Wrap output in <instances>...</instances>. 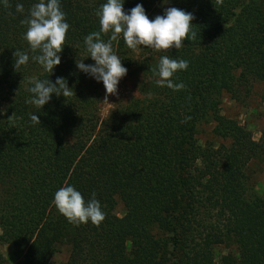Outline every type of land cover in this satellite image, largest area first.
<instances>
[{"label":"trees","instance_id":"obj_1","mask_svg":"<svg viewBox=\"0 0 264 264\" xmlns=\"http://www.w3.org/2000/svg\"><path fill=\"white\" fill-rule=\"evenodd\" d=\"M8 2L0 0V247H12L11 264H50L60 252L57 264H264V140L220 109L224 98L264 102V0H121L126 14L141 4L150 20L167 7L192 13L197 35L156 51L128 48L121 33L112 47L131 91L103 118V82L76 61L95 63L84 38L100 31L107 0H59L70 27L52 73L32 59L39 52L21 23L39 0ZM16 50L29 55L17 71ZM163 56L189 62L171 78L183 90L157 85ZM57 77L72 96L26 102L33 78ZM67 185L86 203L96 194L99 226L58 211L54 195Z\"/></svg>","mask_w":264,"mask_h":264},{"label":"clouds","instance_id":"obj_2","mask_svg":"<svg viewBox=\"0 0 264 264\" xmlns=\"http://www.w3.org/2000/svg\"><path fill=\"white\" fill-rule=\"evenodd\" d=\"M217 3L222 4L223 0H217ZM123 4L121 0H107L100 6L97 11L100 31L92 32L84 38L88 57H91L95 63L86 65L83 59L76 61V66L81 72L97 82H103L106 103L109 95H118L119 81L128 71L122 66L121 59L114 53L112 47V42L116 41L121 33L128 48L136 50L138 46H144L156 51L169 50L173 47L178 50L184 45L185 39H195L197 35L192 30L194 19L192 13L176 7H167L163 15H157L154 20H150L141 4L130 9V14L125 13ZM4 6L11 7L8 0H4ZM23 11V4L17 3L16 12L23 13ZM21 23L28 26L24 39L30 45L31 51L39 52L32 59L45 71L52 73L54 67L61 63L59 54L63 50L66 33L70 27L65 22V13L61 10L59 0H39L31 7L28 17ZM102 33H111L107 42L102 39ZM13 56L16 71L29 61V55L25 52L16 50ZM188 66L189 62L186 60L163 56L152 72L159 77L156 81L158 86H167L173 91H180L185 85L174 83L171 78L177 71L187 70ZM30 83L33 86L28 91L33 96L26 102L37 108H43L50 101L52 94L57 97L63 95L65 98L73 95V90L68 87L64 77H57L55 83L49 79L33 78ZM14 116L15 113L8 120L12 121ZM30 119L33 124H40L37 115L32 114ZM95 196L96 194L93 193L92 198L86 203L80 192L73 186L67 185L55 193L53 203L70 223L79 226L90 220L92 224L99 226L106 214Z\"/></svg>","mask_w":264,"mask_h":264},{"label":"rangeland","instance_id":"obj_3","mask_svg":"<svg viewBox=\"0 0 264 264\" xmlns=\"http://www.w3.org/2000/svg\"><path fill=\"white\" fill-rule=\"evenodd\" d=\"M128 85L122 81L118 84V95H109L108 103L104 102L106 90H103L102 105L100 107V117L106 116L107 112L116 101L127 97L130 94ZM221 113L225 116H234L237 121L243 125L250 133L253 140H264V102L254 103L248 107L237 106L224 98L221 104ZM204 138V135H201ZM261 178V176H259ZM2 256L8 264L13 262V249L10 245L0 247ZM64 257V252L56 254L50 261V264H57Z\"/></svg>","mask_w":264,"mask_h":264}]
</instances>
